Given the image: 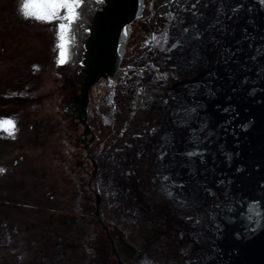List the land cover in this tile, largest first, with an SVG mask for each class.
<instances>
[{
	"label": "rangeland",
	"instance_id": "374dc122",
	"mask_svg": "<svg viewBox=\"0 0 264 264\" xmlns=\"http://www.w3.org/2000/svg\"><path fill=\"white\" fill-rule=\"evenodd\" d=\"M22 2L0 0V96L10 93L5 98L10 101L9 105L0 107V122L10 120L14 123L13 129H7L6 125L0 127V169H4L0 172V237L4 235L1 227L7 223L11 239L20 243L26 236L31 245L32 258L40 255L45 264L116 262L108 235L94 214L96 182L89 187L90 171L77 167L78 162L84 159L85 152L79 140H72V135L76 134L79 138L82 134L72 119L74 111H66L73 104V97L81 94L83 78L80 75L83 67L80 61L90 35L88 31L93 16L104 4L97 0H86L78 9L82 16L72 25L65 62L60 63L61 49L57 47L60 43L59 24L67 22L26 19L20 10ZM174 4L175 0H145L142 19L132 25L128 55L124 59L126 65L131 66L133 59L139 56L141 46L148 43L154 33L171 28L172 9L169 6L172 8ZM224 27L229 35L225 42L219 41L224 50L229 42L242 41L243 34L248 38L242 46L244 57L234 56L226 64L230 73L227 85L223 83L224 86L215 91H205V95L199 97V104L190 102V108L196 104L197 109L190 113L191 123L190 120L186 121L187 124L185 122L188 130H180L191 133L193 140L190 141L194 144L186 143L190 138L187 136L186 142L177 145L179 156L182 155L180 149L185 148L188 150L187 157L193 156L195 162L205 169L211 166L208 175L203 174V181L196 185L199 189L196 195L213 196L215 215L207 214L203 230L200 227L203 220L198 214L200 207L210 203L209 199H197V196L183 192V204L179 207L170 201L165 204L164 196L160 200L157 198V201L163 202L149 213H143L147 221L142 222V219L137 220L135 213H122L121 203L118 211L111 212L105 194L103 222L109 228L124 264H178L183 258L184 249L193 248L192 242L186 241V235L190 233H196L191 238L199 247L189 252V260H184L186 263H228L223 260L219 244L223 241L225 216L231 211L226 206L229 184L239 170H233L238 154L229 148L228 142L239 137L235 124L240 115L235 114L219 126L215 121L221 120L222 114L217 101L230 87L233 96L226 97L228 103L250 101L249 98L262 91L257 85L264 79V22ZM226 32L223 31L224 36ZM254 51L258 53L253 54ZM160 75L166 77L162 73ZM219 80L222 82L221 78ZM106 83V80H102L92 90L88 118L92 129L102 137L108 130L99 126L101 115L110 112L104 103L106 95L110 93ZM253 85L256 86L252 90L246 89ZM246 95L250 97L246 98ZM178 107L181 108L179 104ZM137 116L135 126L142 130L145 124L154 127L152 125L162 117L155 111L142 118L139 113ZM200 124L207 126L209 140L202 137L200 130L203 128H197ZM243 126H239L240 129H248ZM233 145L238 146L237 143ZM88 167L92 171L90 163ZM171 204L176 205L180 212L170 210ZM184 219L194 223L188 230L187 226L180 224ZM180 234L185 236L184 241L179 240Z\"/></svg>",
	"mask_w": 264,
	"mask_h": 264
},
{
	"label": "flooded vegetation",
	"instance_id": "af4514ba",
	"mask_svg": "<svg viewBox=\"0 0 264 264\" xmlns=\"http://www.w3.org/2000/svg\"><path fill=\"white\" fill-rule=\"evenodd\" d=\"M169 8L172 9L171 28L159 34L154 33L153 38L141 46L139 56L133 59L131 66L124 62L128 55V40L120 71L116 76L102 79L106 80V88L110 91L104 102L110 112L101 115L102 122L99 125L103 130H108L104 137L92 129L88 119L90 94L102 80L90 90L86 115L81 119L78 117L76 103V97L80 94L74 96L73 104L66 108L67 112L74 111L72 119L76 129L82 134L79 138L76 134L72 135V140H79L82 151L85 152L84 159L78 162L77 167L90 171L89 187L96 182L94 214L106 235L107 230L109 233L110 231L103 222L105 194L109 195L106 198L111 212L118 211L121 203L122 213H135L137 220L142 219V222L147 221L143 213H149L163 202L157 201V198L160 200L164 196L165 204L170 201L179 207L183 204V192L195 195L197 199H209L210 203L200 207L198 214L200 220H203L200 223L203 230L207 214L215 215L213 196L196 195V185L203 181V174L208 175L211 169H205L196 163L193 156L187 157L188 150L185 148L180 149L182 155L179 156L177 145L186 142L187 136L190 138L186 143L194 144L190 141L193 140V135L187 132L186 124L189 120L191 123L190 113L197 109L199 97L218 89L219 78L230 76L226 64L233 60L232 57H244L242 46L248 41L245 34L242 41L234 40L226 44V50L221 47L219 41L225 42L229 38L224 26L264 22V3L261 0H175L174 6ZM223 31L227 33V37L223 35ZM256 53L258 52H253ZM161 73L166 77H162ZM80 76L84 79L83 75ZM190 102L196 103L194 107L190 108ZM153 111L162 116L152 125L154 127L145 124L142 130L135 126L134 120L138 118V113L142 118ZM219 121L220 126L223 120ZM180 128L187 130L184 132ZM197 128H203L200 130L201 135L204 140H209L207 126L200 124ZM89 163L92 171L89 170ZM175 206L171 204L170 210L180 212ZM180 224L187 226L188 230L194 223L184 219ZM1 229L4 235L0 237V264H45L40 255L32 258L31 245L26 236L22 238L23 241L16 243L11 239L7 223ZM194 234L196 233L186 235V241L192 242L193 248L184 249L183 258H180L178 264H189L185 262L189 260V252L199 247L195 239L191 238ZM184 237L180 234L179 240L184 241ZM104 263L118 264V259L110 263L105 260ZM75 264H86V261ZM89 264L98 262L89 261Z\"/></svg>",
	"mask_w": 264,
	"mask_h": 264
},
{
	"label": "water",
	"instance_id": "95a60500",
	"mask_svg": "<svg viewBox=\"0 0 264 264\" xmlns=\"http://www.w3.org/2000/svg\"><path fill=\"white\" fill-rule=\"evenodd\" d=\"M144 1L103 0V8L93 16L88 31L90 35L80 61L83 67L81 74L84 76L82 92L76 97L80 119L86 115L92 87L103 78L116 76L120 71L122 58L126 54L125 46L132 34V25L143 15ZM221 80V87L229 81L224 77ZM255 86L246 89L252 90ZM257 88L262 91L252 98L246 95L250 101L241 104L225 101L227 96H233L231 87L217 101L223 121L235 114L240 115L235 124L239 137L228 142L229 148L238 154L233 170H239L234 174V181L229 184L226 206L231 211L225 216L223 241L219 244L227 264H264V79ZM238 125L247 126L248 129H240ZM233 143L238 146L234 147ZM107 235L118 264H124L108 230Z\"/></svg>",
	"mask_w": 264,
	"mask_h": 264
},
{
	"label": "snow or ice",
	"instance_id": "6c2138e0",
	"mask_svg": "<svg viewBox=\"0 0 264 264\" xmlns=\"http://www.w3.org/2000/svg\"><path fill=\"white\" fill-rule=\"evenodd\" d=\"M97 2L103 3V0H97ZM261 2L264 3V0H261ZM85 3L86 0H23L20 10L26 19L32 18L45 22L64 20L67 22L59 24L60 43L57 45L61 49L60 63H64L65 52L71 42L72 25L81 18L82 12H79L78 9ZM62 12L64 15H61ZM5 125L7 129L14 128V123L10 120L0 122V127H5ZM2 171L4 169H0V172ZM165 179L167 180L168 177H165Z\"/></svg>",
	"mask_w": 264,
	"mask_h": 264
},
{
	"label": "trees",
	"instance_id": "16d2710c",
	"mask_svg": "<svg viewBox=\"0 0 264 264\" xmlns=\"http://www.w3.org/2000/svg\"><path fill=\"white\" fill-rule=\"evenodd\" d=\"M10 93H8V95H9ZM1 95V94H0ZM8 95L6 94V96L8 97ZM6 96H0V107H6V106H8L9 104L8 103H10V101L9 100H6L5 98H6ZM8 99V98H7ZM9 99H10V97H9Z\"/></svg>",
	"mask_w": 264,
	"mask_h": 264
},
{
	"label": "bare ground",
	"instance_id": "6f19581e",
	"mask_svg": "<svg viewBox=\"0 0 264 264\" xmlns=\"http://www.w3.org/2000/svg\"><path fill=\"white\" fill-rule=\"evenodd\" d=\"M257 36V35H256ZM243 59V58H242ZM244 62V61H243ZM258 70V69H257ZM229 71V70H228ZM233 75H235V73L233 74ZM239 76V75H238ZM229 77V76H228ZM239 78V77H238ZM246 78V77H245ZM248 79V78H247ZM256 81V80H255ZM240 82H241V80H240ZM232 83V82H231ZM258 83H259V81H258ZM240 87V86H239ZM226 91V90H225ZM223 94V93H222ZM252 94V93H251ZM232 95H233V93H232ZM220 97V96H219ZM236 97V96H235ZM246 99V98H245ZM209 114V113H208ZM219 121V120H218ZM220 122V121H219ZM219 122H217V124H220ZM224 122V121H223ZM213 124V123H212ZM223 125V124H222ZM245 125H249V124H245Z\"/></svg>",
	"mask_w": 264,
	"mask_h": 264
}]
</instances>
